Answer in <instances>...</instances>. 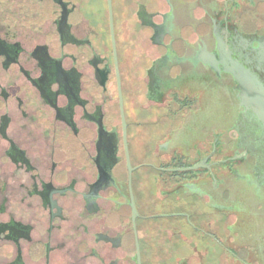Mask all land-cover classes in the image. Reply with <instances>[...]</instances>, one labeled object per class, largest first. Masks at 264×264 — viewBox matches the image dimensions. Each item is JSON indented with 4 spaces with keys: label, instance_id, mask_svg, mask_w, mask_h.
<instances>
[{
    "label": "flooded vegetation",
    "instance_id": "1",
    "mask_svg": "<svg viewBox=\"0 0 264 264\" xmlns=\"http://www.w3.org/2000/svg\"><path fill=\"white\" fill-rule=\"evenodd\" d=\"M219 47L264 85V0H0V264H264Z\"/></svg>",
    "mask_w": 264,
    "mask_h": 264
},
{
    "label": "water",
    "instance_id": "2",
    "mask_svg": "<svg viewBox=\"0 0 264 264\" xmlns=\"http://www.w3.org/2000/svg\"><path fill=\"white\" fill-rule=\"evenodd\" d=\"M219 51L225 54L227 60L222 61L224 71L233 75L241 91V105L253 112L257 120L264 128V85L259 78L243 64L232 60L229 52L224 47H219ZM215 68L216 62H209Z\"/></svg>",
    "mask_w": 264,
    "mask_h": 264
},
{
    "label": "rangeland",
    "instance_id": "3",
    "mask_svg": "<svg viewBox=\"0 0 264 264\" xmlns=\"http://www.w3.org/2000/svg\"><path fill=\"white\" fill-rule=\"evenodd\" d=\"M213 88H215V86H213ZM219 88V87H217ZM126 165H124L123 163L120 164V166L118 167V174L119 177L123 180V178H125V172H126Z\"/></svg>",
    "mask_w": 264,
    "mask_h": 264
}]
</instances>
